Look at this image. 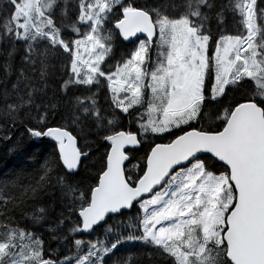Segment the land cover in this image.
<instances>
[{
    "label": "snow or ice",
    "instance_id": "1",
    "mask_svg": "<svg viewBox=\"0 0 264 264\" xmlns=\"http://www.w3.org/2000/svg\"><path fill=\"white\" fill-rule=\"evenodd\" d=\"M0 142V264H264V0H0Z\"/></svg>",
    "mask_w": 264,
    "mask_h": 264
},
{
    "label": "trees",
    "instance_id": "2",
    "mask_svg": "<svg viewBox=\"0 0 264 264\" xmlns=\"http://www.w3.org/2000/svg\"><path fill=\"white\" fill-rule=\"evenodd\" d=\"M46 145H38L34 151L37 153L43 152ZM9 146L6 143L0 142V169L11 170L16 164L20 163L14 154L9 153Z\"/></svg>",
    "mask_w": 264,
    "mask_h": 264
}]
</instances>
